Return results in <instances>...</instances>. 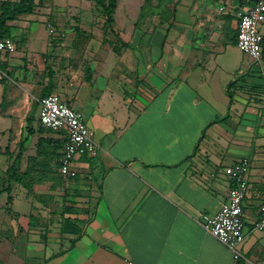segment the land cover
I'll list each match as a JSON object with an SVG mask.
<instances>
[{
	"label": "crops",
	"instance_id": "crops-1",
	"mask_svg": "<svg viewBox=\"0 0 264 264\" xmlns=\"http://www.w3.org/2000/svg\"><path fill=\"white\" fill-rule=\"evenodd\" d=\"M248 2L184 0L172 21L145 30V53L136 34L135 46L130 37L118 52L86 57L74 78L43 80L36 97L46 87L59 95L98 145L72 161L67 187L63 134L41 127L37 98L28 100L39 67L10 72L4 58L0 176L20 181L9 182L10 202L0 194V264H264V228H254L264 201V78L254 76L264 70L234 43V12ZM242 157L250 169L234 260L196 218L225 203L223 168Z\"/></svg>",
	"mask_w": 264,
	"mask_h": 264
},
{
	"label": "rangeland",
	"instance_id": "rangeland-1",
	"mask_svg": "<svg viewBox=\"0 0 264 264\" xmlns=\"http://www.w3.org/2000/svg\"><path fill=\"white\" fill-rule=\"evenodd\" d=\"M102 2L104 0H34L30 14H21L7 22L11 26L10 36L14 41L15 51L11 55H0V63L4 58L11 62L10 72L19 69L24 73L27 71L23 70L24 67H39V70L33 71L34 85L31 91H28L30 103H35L45 78H74L85 65L83 60L86 57L96 59L98 52L109 53L111 47L102 39L113 41L114 34L103 27ZM179 3H184V0H116L114 30L129 43L132 40L130 37H133L134 46V36L137 34L141 44L140 53H145L148 44V33L145 30L158 26V22L162 24L172 21V15ZM189 5L190 3L186 4ZM225 13L218 12L217 16L222 17ZM49 27L54 29L52 35L48 34ZM103 29L107 30V33ZM260 29L264 32V26ZM233 51L238 56L237 52ZM254 64L259 66L255 62ZM254 78L264 77L260 71V75L255 73ZM34 113L30 112L28 117L33 118ZM6 184L8 183L5 178L0 176L1 187L5 188ZM26 186H30L27 189L32 187ZM13 192L15 209H26V201L20 198L18 189ZM5 198L6 194H2L0 201L4 203Z\"/></svg>",
	"mask_w": 264,
	"mask_h": 264
},
{
	"label": "built area",
	"instance_id": "built-area-1",
	"mask_svg": "<svg viewBox=\"0 0 264 264\" xmlns=\"http://www.w3.org/2000/svg\"><path fill=\"white\" fill-rule=\"evenodd\" d=\"M218 12L225 13V6H219ZM234 15L236 47L264 69V34L260 29L264 26V0H255L253 4L235 11ZM52 33L54 29L49 27L48 34ZM14 51L15 44L12 38H0V55H11ZM3 76L4 74L0 72V79ZM37 104V119L40 126L52 131H61L63 134L64 142L58 171L67 187V181L76 176L72 161L77 157L96 156L98 145L82 114L62 101L59 95L50 93L37 100ZM249 169L250 160L247 157L224 166L223 174L228 181L225 203L216 213H201L196 218L197 223L207 233L232 251L234 260L242 257L240 253V246L244 240L242 205L247 195ZM258 214L254 228L261 230L264 228V201L258 207Z\"/></svg>",
	"mask_w": 264,
	"mask_h": 264
},
{
	"label": "trees",
	"instance_id": "trees-1",
	"mask_svg": "<svg viewBox=\"0 0 264 264\" xmlns=\"http://www.w3.org/2000/svg\"><path fill=\"white\" fill-rule=\"evenodd\" d=\"M255 0H249L248 4H253ZM34 0H17V1H11V0H3L0 2V38L2 37H10V31L11 26L7 24L8 21L14 20L21 14H30L33 9ZM101 9L104 16V22L103 27L108 28L109 32H112L114 34V40H108L107 38H103L102 41L105 43H108L109 46L114 50V52H118L122 48H126L129 46V43L123 41L116 30H114V12L116 9V0H104V2L101 3ZM105 33H107L105 29H103ZM104 33V34H105ZM235 43V41H234ZM263 46H264V36H263ZM230 87V84L227 86ZM50 89L48 87L44 88L36 100H39L43 96H46L50 94ZM228 96L230 97L231 102V95L228 93ZM225 118V117H224ZM220 118V119H224ZM13 170V165L8 166L6 172L9 174ZM7 178V186L5 188H2L0 185V194L3 192H6L7 195V202H10L11 197L9 196L10 192V184L9 182H15L18 183L20 180L18 176H15V173H12Z\"/></svg>",
	"mask_w": 264,
	"mask_h": 264
}]
</instances>
